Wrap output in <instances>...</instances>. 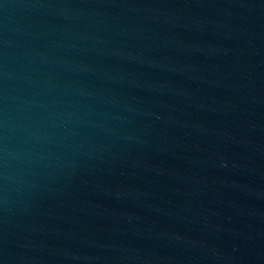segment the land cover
<instances>
[{
	"label": "water",
	"instance_id": "1",
	"mask_svg": "<svg viewBox=\"0 0 264 264\" xmlns=\"http://www.w3.org/2000/svg\"><path fill=\"white\" fill-rule=\"evenodd\" d=\"M0 264H264V0H0Z\"/></svg>",
	"mask_w": 264,
	"mask_h": 264
}]
</instances>
